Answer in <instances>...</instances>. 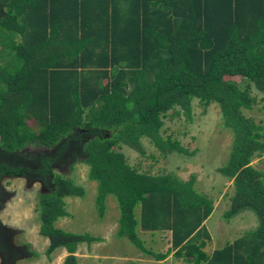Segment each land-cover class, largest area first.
<instances>
[{"label":"trees","instance_id":"trees-1","mask_svg":"<svg viewBox=\"0 0 264 264\" xmlns=\"http://www.w3.org/2000/svg\"><path fill=\"white\" fill-rule=\"evenodd\" d=\"M0 60V178L33 172L42 182L47 254L62 247V264H97L79 252L102 237L57 224L70 214L66 198L86 194L66 175L85 162L99 214L113 198L117 236L144 255L161 260L176 248L191 264H264V169L253 163L264 156V121L249 113L264 111V0H0ZM196 102L218 106L219 126L232 132L228 160L217 166L233 179L224 216L252 208L260 220L211 253L204 220L214 198L197 176L144 167L126 152L155 157L145 140L156 162L199 152L170 129L176 117L193 120ZM9 179L0 210L12 196ZM5 228L0 217V234ZM140 228L171 230V245L148 247ZM19 247L12 264L36 255L28 242Z\"/></svg>","mask_w":264,"mask_h":264},{"label":"rangeland","instance_id":"rangeland-1","mask_svg":"<svg viewBox=\"0 0 264 264\" xmlns=\"http://www.w3.org/2000/svg\"><path fill=\"white\" fill-rule=\"evenodd\" d=\"M1 62V60H0ZM257 117L258 120L264 121V111L262 110H249ZM183 118V119H182ZM176 117V120L172 121L173 124L170 129H174V134L183 139V143L192 149L194 146H200L201 150L194 155L184 156L181 154H173L166 159L161 158L157 162L155 157L157 149L152 144L144 141L147 152L153 151L155 157L142 156L137 150L127 149V154L130 156V160L135 163L142 162V166L153 165V168L168 170H174L179 176L185 178L190 174H195L197 177L201 176H219L217 166L226 162L230 153L232 144V132L229 129H222L219 126L220 113L219 108L214 103H211L206 110L203 106H199L197 102L193 108V120H187L184 116ZM166 125H170L167 121ZM170 131V130H169ZM195 135L196 138L190 142L191 136ZM254 165L264 169V156L257 157L253 160ZM89 165L85 162H76L73 169H67L66 175L71 177L76 183L83 185L86 188V194L71 195L68 196L69 207L72 211L70 219H64L59 221V226H66L74 228L78 231H89L92 233H105L107 242L105 244H99L100 247L109 245L112 248L113 242L111 240L113 234V223L118 216L116 203L114 199L108 201V209L105 216H101L96 205V193H97V181L90 179L88 176ZM7 188L12 191V196L6 202L5 206L0 210V217L5 223H9L11 227L15 229L14 241L17 244H25L26 234L21 232V228L27 230L30 236L34 238V235H40L38 232L41 224L39 211L37 210L38 195L42 186L39 182H28L22 178H11L7 181ZM246 211L243 215H238L239 212ZM234 214L230 219L245 218L248 215L247 220L249 223L256 224L255 228L260 220L258 214L252 208H244V210ZM246 219V218H245ZM104 221V226H102ZM248 222L242 223L248 225ZM103 227V228H102ZM249 228V229H250ZM127 241L125 237L120 238L121 246L126 249L127 246L124 242ZM134 247V244L128 242ZM31 248L33 245L30 243ZM97 242L93 248H96ZM163 245V244H162ZM116 246V247H115ZM114 247H119L117 244ZM104 260L101 258V261ZM97 260H94V262ZM112 261L108 258L107 264ZM45 261L44 264H46ZM102 264L100 262H95ZM22 264V263H21Z\"/></svg>","mask_w":264,"mask_h":264},{"label":"crops","instance_id":"crops-1","mask_svg":"<svg viewBox=\"0 0 264 264\" xmlns=\"http://www.w3.org/2000/svg\"><path fill=\"white\" fill-rule=\"evenodd\" d=\"M196 184L201 189L202 192H205L209 196L214 198V209L211 212V214L204 220V224L211 235V237L207 240L206 245L204 246V249L207 253L213 252L214 249H216L217 247L225 245L227 242L232 241L237 236H239L246 229H249L250 227L256 225L248 222L247 220L248 215H245L246 219L244 217L242 218L238 217L237 220L236 219L232 220L230 219L231 217L226 218L224 216V211L229 206L228 196L233 189V179L226 178L221 174H219V176L217 177L201 176V177H197ZM66 200L68 204V199ZM67 206H68V210L70 211V214L61 217L57 221V224H59L60 220L70 219V217L72 216L73 213L69 207V204ZM242 212H244V214L247 213L246 211H241L238 213V215H243ZM244 222H248V225H243L242 223ZM7 224L11 225L9 223ZM102 226H104V221H102ZM112 226H113V232H112L113 236L111 238L113 242L112 248L110 249L109 245H105V247H100L99 245V244H105V242H107V237L105 233L102 234L94 233L100 235L102 237V240L96 241L97 242L96 248L89 250V253L79 252V255L82 257L84 261L88 262L89 260H91V257H93L94 260H97L96 262L107 264L108 258H111L112 261L109 264H124L126 260L134 258L140 261V264H191L183 260L182 257H178L175 254L176 248L172 249L171 252L164 259L161 260H156L148 255H144L142 251L139 250L135 245L134 247L130 245L128 243L129 242L128 239L127 241L124 240L127 248L123 249L124 246H121L120 237L117 236V232H116L118 227V216L116 217V220H114ZM63 227L69 230L78 231L75 230L74 228H70L66 226ZM26 231L27 230L21 228V232L23 234L24 233L26 234L25 236L28 243L29 244L31 243L33 245L32 249L36 252V255H32V257H30L29 259H24V258L19 259L17 260L16 264H21V263L44 264L45 261H47L46 264H62L67 254L64 248L59 247L55 249L51 254H47L46 251L49 244L48 237L40 234V235H34L33 238L32 236H30L29 232L26 233ZM139 233L141 237L144 240H146V245L148 247H150V245L152 244H157L158 246L164 248V251H166L171 245V242L169 241L171 237V230H167L164 231V233H162L161 231L152 232L151 230H144L140 228ZM165 233L168 234V236H165ZM163 235H164V243L161 242V238ZM155 239H158L159 243L154 241ZM23 244H18V245H23ZM116 244L119 247L115 248ZM101 258H103L104 260L101 261ZM0 264H2L1 258H0Z\"/></svg>","mask_w":264,"mask_h":264},{"label":"flooded vegetation","instance_id":"flooded-vegetation-1","mask_svg":"<svg viewBox=\"0 0 264 264\" xmlns=\"http://www.w3.org/2000/svg\"><path fill=\"white\" fill-rule=\"evenodd\" d=\"M4 152H2V149L0 147V156L3 155ZM33 172H26L23 176H9L8 178L4 177V175L0 178V197L4 194L6 189H4V184L6 183V179L11 178H22L25 179L28 182H36L38 180H32ZM43 189L42 182H39ZM15 229L13 227L11 228H5L4 231L0 234V255L3 257L5 264H12L16 259H13L15 257V254L17 253V250H19V246L14 241V234ZM1 258V257H0Z\"/></svg>","mask_w":264,"mask_h":264},{"label":"water","instance_id":"water-1","mask_svg":"<svg viewBox=\"0 0 264 264\" xmlns=\"http://www.w3.org/2000/svg\"><path fill=\"white\" fill-rule=\"evenodd\" d=\"M0 257H1L2 264H3L4 263L3 257L1 255H0Z\"/></svg>","mask_w":264,"mask_h":264}]
</instances>
